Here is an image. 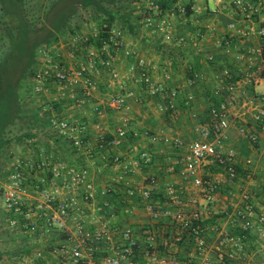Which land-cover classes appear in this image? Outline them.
I'll use <instances>...</instances> for the list:
<instances>
[{"label": "built area", "instance_id": "built-area-1", "mask_svg": "<svg viewBox=\"0 0 264 264\" xmlns=\"http://www.w3.org/2000/svg\"><path fill=\"white\" fill-rule=\"evenodd\" d=\"M237 4L244 8L247 6L244 0H237ZM148 8L152 12L146 17L147 26L163 31L167 40L173 39L172 24L164 7L158 1L150 0ZM178 13L185 15L186 5L179 4ZM257 32L262 39V47H249L233 53L235 60L244 68L243 76L236 78L231 69H224L221 84L214 90L217 102L212 104L209 112L211 122L197 127L199 138L185 143L180 137L151 136L153 142L162 140L186 149L181 160L184 163L181 174L190 184L187 187L173 183L167 185L166 195L173 208L155 207L151 202L152 196L160 189L156 176L148 177L144 186L127 191V199L142 198L146 201L145 207L151 219L160 221L163 217L169 218L175 231L164 233L159 240L157 232L149 226L141 231L131 226L120 228L107 222L101 226H89V220L79 213L78 200L80 193L85 200L95 198V186L87 178L88 169L71 170L61 156L40 145L37 150L15 154L8 161L2 197L6 225L10 229H25L38 242L45 243L31 251L33 257L10 264H185L177 255L186 240L193 245L187 258L190 264H254V260L246 255L245 242L247 234L256 230L263 239L261 251L264 254V203L259 202L254 193L242 184H239V200H233V186L238 184L240 175L237 166L243 155L241 150L231 145L230 129L235 125L238 133L258 150L255 145L259 143V135L254 126L264 133V90L251 93L247 89L248 85L264 81V22ZM110 34V41L104 42L103 50L111 46L113 49L125 48L127 56L135 54L133 49L125 47L120 30L113 29ZM71 40L77 46L87 40V36L72 35ZM225 42L227 51L231 52V41L225 39ZM62 47L59 44L39 48L37 70L32 79L34 95L45 94L50 87L56 86L57 92L51 97V103L71 99L74 104L86 105L97 91L94 75L98 64L110 74L109 88H115L119 83L120 74L113 66L111 52L101 57L98 63L99 52L88 48L84 53L85 60L72 63L65 57ZM75 56L72 52L71 57ZM208 59L213 62L215 57L209 55ZM153 67L152 60L138 56L130 70L138 69L139 79L149 92L162 95L167 99V107L174 109L178 93L170 91L165 80L153 79L150 71ZM188 99L190 102L192 97ZM107 101L116 110L126 106L122 94H112ZM39 114L47 119V129L77 150H86V124L78 116L62 115L52 106H44ZM125 134L126 129L120 128L116 136L104 139L102 144L108 147L119 145ZM104 160L107 163L108 157L104 156ZM244 160L248 166L254 163L252 156ZM151 162L149 151L139 153L138 158L113 155L109 159V163L123 168L124 172H133ZM212 164L221 165L222 169L214 174H205V167ZM30 176L35 178L29 180ZM247 178L252 176L249 174ZM222 187L226 190L231 188L233 206V211H229L227 204L223 210L225 216L233 217L242 233L228 232L216 224L210 227L205 222L204 209L218 200L217 194ZM29 189L33 191V197L28 202L24 196ZM212 235L216 237L215 243L210 241Z\"/></svg>", "mask_w": 264, "mask_h": 264}, {"label": "crops", "instance_id": "crops-1", "mask_svg": "<svg viewBox=\"0 0 264 264\" xmlns=\"http://www.w3.org/2000/svg\"><path fill=\"white\" fill-rule=\"evenodd\" d=\"M139 1L137 2L144 8V16L138 21H144L146 24V17L152 12L148 8L150 0ZM160 1L166 5L164 9L172 24L173 39L167 40L163 31L154 30L146 24V27L151 30L148 33H161L164 36V42H160L161 46L158 49L150 47L154 50V57L143 52L147 44L145 39H142L146 43L144 46L136 47L134 42H129L124 35L125 47L134 50L133 56H127L125 48L113 49L111 46L104 50L102 48L106 56L112 53L113 66L120 74L119 83L115 88H109L110 74L107 69L98 64L94 75L97 91L93 100L85 105L82 115L75 114L71 99H61V101L51 103V97L57 92L56 86L50 87L51 94L45 93L38 96L47 98V101L44 100L45 106H52L62 115H76L82 123L86 124L85 136L88 144L86 150H77L58 135L56 139L51 140L55 146V149L51 150L61 156L71 170L88 169L87 178L96 189L95 198L91 200L93 203L89 206L86 217L91 227L101 226L106 222L120 228L131 226L134 229L148 226L153 228L157 224L161 227L163 234L174 231L164 228V220H169V218L163 217L160 221L151 219L145 207V200L126 198L130 188L142 187L146 184L148 177L156 176L160 189L152 196L151 202L155 207L173 208V204L166 195L167 185L173 183L187 187L190 184L183 179L181 174L184 166L181 160L186 149L175 147L162 140L153 142L151 136L157 134L180 137L185 143L199 138L197 127L211 122L209 112L217 99L214 90L221 84L224 69H231L236 78L243 76L244 68L235 60L233 53L249 47L261 48L263 44L257 31L264 22V0H244L246 8L237 4V0ZM179 4H190V14L178 13ZM67 36H70L71 41L72 35ZM225 39L231 41L233 47L231 52L227 51ZM60 42L65 46L62 40ZM72 45H74L73 42ZM88 48L85 49L88 50ZM91 48L97 50L95 47ZM209 55L215 57L213 62L209 61ZM138 56L153 61L154 67L150 71L154 80H165L170 91H177L178 97L174 109L167 107V99L162 95H153L149 92L147 86L139 79L138 69L130 70ZM100 61L101 57L98 58V63ZM159 63L164 65V70L161 69L163 65L160 67ZM168 76L170 78H167ZM247 90L251 93L264 90V81L256 85H248ZM107 91L108 93H105ZM116 93L122 94L125 98L126 106L122 110L113 109L108 104V98ZM189 97H192L190 102ZM32 99H35V96ZM41 104L39 103V106ZM120 128L126 129L122 142L112 147L104 146L103 140L116 136ZM254 128L259 135V143L255 145L258 148L257 151L246 137L238 133L235 125L230 129V143L241 150L243 155L237 166L240 175L237 180L238 184L233 186L235 192L233 200H239V184H242L254 193L259 202L264 203V133L257 126ZM37 137L32 139L31 144L38 148L44 144ZM32 149L28 148V151ZM143 151L150 152L152 162L137 167L133 172H124L123 168L109 163L113 155L138 158L139 153ZM104 156L108 157L107 163ZM247 156L254 158L252 166L246 165L244 158ZM172 167H174L173 171ZM214 168L213 164L206 166L205 174L217 173ZM249 174L252 178H247ZM230 189L226 190L222 187L217 194L218 200L204 209L205 222L210 227L216 224L228 232L240 233L241 228L238 222L231 216L227 218L223 211L227 204L228 210L233 211ZM227 196L228 200H226ZM78 200L80 203L85 201L81 193ZM210 241L215 243L216 237L212 235ZM262 242L263 239L259 237L256 230L247 234L245 242L247 257L254 260L256 258L254 256H257L260 259L259 261L255 259L254 264H264V254L261 251ZM192 249V242L186 240L178 253L185 264H190L187 258ZM228 249H230L229 245ZM8 256L9 254H4L3 258L6 259ZM31 257L33 254L29 249L26 253H21L19 260ZM8 258L5 262L12 263L13 261H9ZM3 261L2 259L0 263Z\"/></svg>", "mask_w": 264, "mask_h": 264}, {"label": "trees", "instance_id": "trees-1", "mask_svg": "<svg viewBox=\"0 0 264 264\" xmlns=\"http://www.w3.org/2000/svg\"><path fill=\"white\" fill-rule=\"evenodd\" d=\"M127 2L129 0H52L45 8L46 22L39 25L33 24L26 0H2L0 28H5L3 35L7 37L10 48L0 61V178L5 180L7 177L8 161L14 156L9 153L13 142L21 138L32 140L37 136L33 132L35 128L47 127V119L39 114L45 104L33 109L27 105L29 99L24 101L20 93L24 80L28 78L29 84L25 88L34 97L30 80L37 70L39 48L42 45H59L62 37L79 34L84 22L79 19L85 11L89 13L90 20L97 24L99 33L87 36V40L78 46L83 52L85 48L95 47L99 52L98 58L106 57L102 48L105 41H110V32L116 21H122L133 35L138 32L141 17H134L131 11L125 9ZM158 2L166 7L165 3ZM186 10L190 14V4H186ZM17 125H27L29 128L19 135H10ZM221 169V165L215 164L214 171ZM2 191L3 183L0 182V196ZM3 256L4 253L0 251V261Z\"/></svg>", "mask_w": 264, "mask_h": 264}, {"label": "rangeland", "instance_id": "rangeland-1", "mask_svg": "<svg viewBox=\"0 0 264 264\" xmlns=\"http://www.w3.org/2000/svg\"><path fill=\"white\" fill-rule=\"evenodd\" d=\"M51 1L52 0H26V6L28 9V13H29L31 20L33 21V24L42 25L43 23L46 22L44 18V12H45V8L48 6V4ZM137 1L140 2L139 0H129V2L126 3L125 9H127L128 11H131L134 17H138V16L143 17L144 16L143 5H141ZM1 4H2V0H0V15L2 14ZM79 20L80 21L84 20V22L81 25V30L78 31V33H80L81 35L89 36V35H97L99 33V28L97 24H95V22L90 20L88 12L83 11L81 13V17ZM74 23L75 21L73 22V24ZM3 29L5 28H0V61L2 57L5 55V53L7 52V50L10 48V43L8 42L7 37L3 35ZM113 29L120 30L129 42L130 41L134 42V45H136V47L144 46V44L147 43L145 46L146 48L143 49V52L151 57H154L155 53H153L154 50L150 49V47L158 49L159 46H161L160 42L161 43L164 42L163 40L164 36L161 33H151V34L148 33V32H151V30L148 27H146V24L144 23V21L139 22V28H138L137 35H133L132 32L129 30V28L125 26V24L120 20L116 21V24L113 27ZM69 37L70 36H67V37L65 36L61 38L62 42L65 44V46L62 47V52L64 53L65 57L70 59L72 63H79L84 60V52L79 46L72 45V40L70 41ZM142 39H145L146 43H144ZM72 52L74 55H76L73 58L71 57ZM158 65L162 67L163 64L159 63ZM161 69L164 70V65ZM31 82L32 81L30 80V84ZM27 83L29 84L28 78L24 80L20 93L24 101H28L29 99L28 101L29 104L27 103L29 107H32L33 109H37L39 108V103H45L44 100L47 101V98L38 97L34 95L35 99H32L33 95L29 93L31 91L27 92V89L25 88V85H27ZM50 91H51V88L48 89L47 94H51ZM105 93H108V91ZM28 94H30L29 95L30 98ZM72 105L75 108V111H76L75 114L82 115V113H84L83 110L85 108V105H82V104L80 105L76 103L75 104L72 103L71 106ZM66 107H70V105H66ZM106 111L108 110L106 109ZM28 128L29 127L27 125L14 126L13 127L14 131L11 132L10 135L12 136L19 135L21 133L26 132ZM33 132L37 133L38 137L37 136L36 137L38 138V140L40 139L39 141L43 142L44 145H51V146H48L49 149H52V150L55 149V146H53V144L51 143V140L56 137V133H54L53 131L47 128H35ZM31 141L32 140L30 139L27 140L25 138H21L18 141L15 140L9 148V153H12L14 155L19 154V153L24 154L28 151V148H33L32 150H37L36 145L31 144ZM29 178H30L29 180H31V178H35V177L30 176ZM4 181L5 180L3 178H0L1 183H4ZM32 197H33V191L29 189L26 195L24 196V198L29 202ZM92 203L93 201L91 200H85L84 202L80 203L79 213L81 217L87 219L86 218L87 212L89 210V206ZM6 224L7 222H6V213L3 207V197L0 196V251L3 252L4 254H7V255L9 254L8 256L9 258L8 257H6V259L2 258L4 261L0 264H7L5 262L7 258L9 261H13V262L19 261V256L21 255V253H26L29 249L32 251L37 246L45 243V241L38 242L35 236L26 232L25 229H22V228L21 229L20 228L10 229ZM163 225H164V228L166 229L168 228V230L170 229V230L175 231V226L170 222V220L168 219L164 220ZM143 228L144 227L137 228V230L141 231ZM153 228L157 232L158 238L160 240L163 235L161 227L155 224ZM160 252H163L161 248H160ZM254 257H256L255 259L257 261L260 260L257 256H254Z\"/></svg>", "mask_w": 264, "mask_h": 264}]
</instances>
